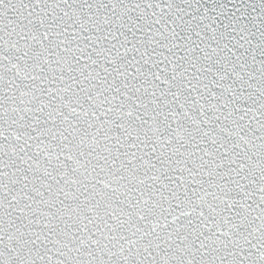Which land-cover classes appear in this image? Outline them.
<instances>
[{
    "label": "snow or ice",
    "instance_id": "obj_1",
    "mask_svg": "<svg viewBox=\"0 0 264 264\" xmlns=\"http://www.w3.org/2000/svg\"><path fill=\"white\" fill-rule=\"evenodd\" d=\"M0 264H264V0H0Z\"/></svg>",
    "mask_w": 264,
    "mask_h": 264
}]
</instances>
